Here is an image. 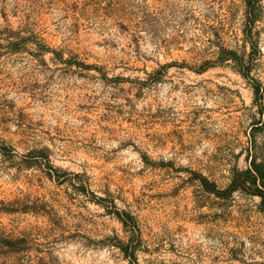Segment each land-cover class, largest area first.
Masks as SVG:
<instances>
[{"label": "rangeland", "instance_id": "1", "mask_svg": "<svg viewBox=\"0 0 264 264\" xmlns=\"http://www.w3.org/2000/svg\"><path fill=\"white\" fill-rule=\"evenodd\" d=\"M261 101L264 0H0V264H264Z\"/></svg>", "mask_w": 264, "mask_h": 264}, {"label": "trees", "instance_id": "2", "mask_svg": "<svg viewBox=\"0 0 264 264\" xmlns=\"http://www.w3.org/2000/svg\"><path fill=\"white\" fill-rule=\"evenodd\" d=\"M254 96L256 101L262 99V95L260 94L259 87L254 88ZM259 114L263 117V120L260 127H264V105L263 101L259 103ZM259 127H254L256 131ZM254 146L253 149L249 152V160L250 166L248 169L239 172L236 174L228 189L224 191L218 190L217 186L214 183H211L207 178L200 176L199 181L202 187L217 196H227L226 194H230L234 191H242L248 193L250 195L259 197L261 199V206L264 210V149H258L256 146L255 140L253 141ZM259 151H258V150Z\"/></svg>", "mask_w": 264, "mask_h": 264}]
</instances>
